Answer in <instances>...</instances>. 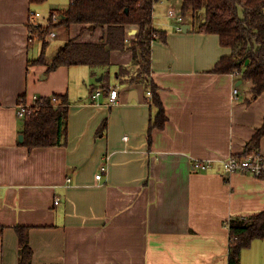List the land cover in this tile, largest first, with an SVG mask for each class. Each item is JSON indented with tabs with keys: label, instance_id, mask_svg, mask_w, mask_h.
<instances>
[{
	"label": "crops",
	"instance_id": "obj_1",
	"mask_svg": "<svg viewBox=\"0 0 264 264\" xmlns=\"http://www.w3.org/2000/svg\"><path fill=\"white\" fill-rule=\"evenodd\" d=\"M68 3L0 0V264L18 262L15 227L28 228L32 264H228L226 221L264 210V178L225 176L221 162L241 154L262 126L264 93L248 101L249 82L212 72L231 50L217 35L193 31L187 19L186 32L171 25L168 11L181 16L182 0L153 5V27L166 38L152 42L150 74L140 79L151 88L129 84L139 72L130 51L113 52L100 73L28 66L41 51L29 45L30 11L60 14ZM83 28L59 27L52 40L92 43L104 32ZM111 65L119 66L115 78L124 90L109 82ZM120 67L128 74L117 76ZM131 91L137 100L128 101ZM53 95L70 101L66 145L29 151L19 141L18 101ZM154 95L166 122L149 132L159 111ZM195 160L214 168L197 172ZM240 264H264V239L242 250Z\"/></svg>",
	"mask_w": 264,
	"mask_h": 264
},
{
	"label": "trees",
	"instance_id": "obj_2",
	"mask_svg": "<svg viewBox=\"0 0 264 264\" xmlns=\"http://www.w3.org/2000/svg\"><path fill=\"white\" fill-rule=\"evenodd\" d=\"M158 0H69L66 9L59 11L60 20L48 27L29 26L30 43L41 45L37 59L28 66H45L46 73L59 67L88 66L107 68L113 52L132 53V63L138 66V74L129 82L138 83L141 77H148L151 63V44L165 41L166 32L153 27V5ZM46 0H29L32 5H40ZM53 13V12H52ZM180 14L192 22V30L202 34H215L222 47L229 48L231 55L222 57L214 66L216 74H238L243 81L250 83L248 101L264 93V0H182ZM200 14V15H199ZM200 19V24L195 21ZM83 25V29H101L103 35L97 42L81 43L68 40L52 57L46 58L51 31L72 25ZM137 33L128 36L130 30ZM128 74L120 67L119 74ZM146 88H151L144 79ZM109 90V89H108ZM153 91V88H152ZM56 97V104L52 102ZM159 111L153 128H163L166 122L161 102L153 96ZM38 109L26 115L23 121L22 146L29 151L34 148L65 146L67 140V120L70 101L66 95L41 97ZM106 127V121L99 131ZM101 133V132H100ZM264 137V121L253 137L237 155L244 158L259 154L260 140ZM228 229V264H240V254L254 240L264 239V210L250 216L230 217L226 221ZM27 227H15L18 238L17 264H32V250L28 243Z\"/></svg>",
	"mask_w": 264,
	"mask_h": 264
},
{
	"label": "built area",
	"instance_id": "obj_3",
	"mask_svg": "<svg viewBox=\"0 0 264 264\" xmlns=\"http://www.w3.org/2000/svg\"><path fill=\"white\" fill-rule=\"evenodd\" d=\"M169 18L174 22V27L177 31L182 30L183 18L182 16L178 15L172 9H169ZM40 14L35 11H30L29 13V26L34 28L38 27H48L53 24H57L60 20L59 13L53 12L50 13L48 18L44 22H39ZM56 29L51 31L49 34V38L53 39L56 37ZM100 92L95 93L93 98L99 96ZM110 99L109 103L114 104L117 102L118 99V92L116 89L110 90ZM237 94V90L234 89L233 95L234 97ZM148 96H151V92H148ZM41 97L34 96L31 102H27L25 99H20L18 101L16 107V114L18 118L23 119L26 115H30L34 113L38 107L40 106L39 103L42 101L40 100ZM56 97H52V102L56 104ZM192 167L197 172H208L214 168V163L212 161H199L195 160L192 162ZM105 168H102L100 172L95 176L96 180H100L102 178V174L104 173ZM221 172L225 176H230L237 173L242 174H250L255 177H262L264 178V156L261 154L250 155L244 158H239L237 156H230L229 158L225 159L221 162ZM55 204H58V201H55Z\"/></svg>",
	"mask_w": 264,
	"mask_h": 264
},
{
	"label": "rangeland",
	"instance_id": "obj_4",
	"mask_svg": "<svg viewBox=\"0 0 264 264\" xmlns=\"http://www.w3.org/2000/svg\"><path fill=\"white\" fill-rule=\"evenodd\" d=\"M68 2V0H66V3ZM35 12H37V13H39L40 14V17L41 18H44V19H38V20H40V21H45L47 18H48V16H46L47 15V13H40L39 11H35ZM47 12V11H46ZM200 15V14H199ZM169 21H171V25H175L174 24V22L171 20V19H169ZM188 23L189 24H192V22L191 21H189L188 20ZM195 23L198 25V24H200V19H198L197 21H195ZM55 32V31H54ZM56 34H57V30H56V32H55ZM60 37H62V35H60L59 37H57L55 40H52V39H50L51 41H50V43H49V45H48V49H47V59H48V61H50L51 59H52V57L55 55V51L54 50H56V48H58V47H61L62 46V44L63 43H61L60 42ZM35 43H34V45H33V47H34V49H39V47H40V43L38 42V41H34ZM132 63V62H131ZM131 65H133L134 66V64H131ZM132 66V67H133ZM119 66H114V65H111L110 66V70H109V77H108V80H109V82L111 83V85H115V84H117V79L115 78V71L117 70V68H118ZM88 68H90V67H88ZM136 68V67H135ZM95 69V71H97V72H101V71H103V70H105V69H103V68H94ZM100 77V76H99ZM130 85H131V83H129ZM133 85H135V86H139L141 89L143 88L144 89V86H143V83L142 82H138V83H132ZM118 85V88L120 89V90H124V89H122L123 88V85H121V84H117ZM143 86V87H142Z\"/></svg>",
	"mask_w": 264,
	"mask_h": 264
},
{
	"label": "water",
	"instance_id": "obj_5",
	"mask_svg": "<svg viewBox=\"0 0 264 264\" xmlns=\"http://www.w3.org/2000/svg\"><path fill=\"white\" fill-rule=\"evenodd\" d=\"M189 29V25H183L182 26V31L183 32H186L187 30ZM44 78V77H43ZM100 80V79H99ZM137 100V92L136 91H131L128 95V101H131V100ZM19 141L22 142L23 141V135H20L19 136Z\"/></svg>",
	"mask_w": 264,
	"mask_h": 264
}]
</instances>
